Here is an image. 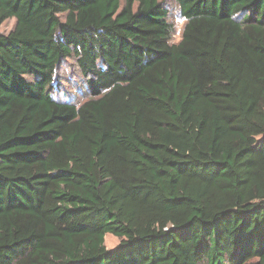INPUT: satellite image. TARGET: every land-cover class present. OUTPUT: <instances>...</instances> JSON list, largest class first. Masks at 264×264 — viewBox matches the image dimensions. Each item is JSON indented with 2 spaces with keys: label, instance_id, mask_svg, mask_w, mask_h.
Segmentation results:
<instances>
[{
  "label": "trees",
  "instance_id": "16d2710c",
  "mask_svg": "<svg viewBox=\"0 0 264 264\" xmlns=\"http://www.w3.org/2000/svg\"><path fill=\"white\" fill-rule=\"evenodd\" d=\"M172 1L0 0V264H264V0Z\"/></svg>",
  "mask_w": 264,
  "mask_h": 264
},
{
  "label": "rangeland",
  "instance_id": "374dc122",
  "mask_svg": "<svg viewBox=\"0 0 264 264\" xmlns=\"http://www.w3.org/2000/svg\"><path fill=\"white\" fill-rule=\"evenodd\" d=\"M169 8L168 19L174 26V32L172 34L171 42H177L180 39L181 30L184 24V19L179 13L178 5L172 0H165ZM15 19L13 17L5 19L0 24V34L9 33L15 26ZM58 76H61L62 82L60 89L54 94L59 99H67L75 102H81L88 97V93L85 91L84 83L80 71L76 67L73 61H69L63 64L58 69ZM120 239L111 233L104 235V244L106 248L113 249L119 244Z\"/></svg>",
  "mask_w": 264,
  "mask_h": 264
}]
</instances>
